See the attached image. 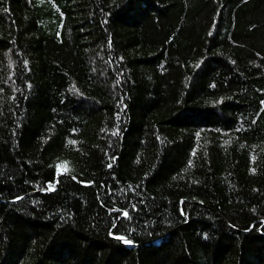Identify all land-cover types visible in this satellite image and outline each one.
Returning <instances> with one entry per match:
<instances>
[{"label": "trees", "instance_id": "1", "mask_svg": "<svg viewBox=\"0 0 264 264\" xmlns=\"http://www.w3.org/2000/svg\"><path fill=\"white\" fill-rule=\"evenodd\" d=\"M0 264H264V0H0Z\"/></svg>", "mask_w": 264, "mask_h": 264}, {"label": "rangeland", "instance_id": "2", "mask_svg": "<svg viewBox=\"0 0 264 264\" xmlns=\"http://www.w3.org/2000/svg\"><path fill=\"white\" fill-rule=\"evenodd\" d=\"M63 167H64L63 165L59 166V170H61Z\"/></svg>", "mask_w": 264, "mask_h": 264}, {"label": "snow or ice", "instance_id": "3", "mask_svg": "<svg viewBox=\"0 0 264 264\" xmlns=\"http://www.w3.org/2000/svg\"><path fill=\"white\" fill-rule=\"evenodd\" d=\"M125 215H127V213H125ZM126 243L128 242V241H125Z\"/></svg>", "mask_w": 264, "mask_h": 264}]
</instances>
